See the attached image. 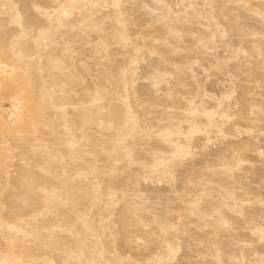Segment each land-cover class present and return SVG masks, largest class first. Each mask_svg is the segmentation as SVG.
<instances>
[{
    "label": "rangeland",
    "instance_id": "374dc122",
    "mask_svg": "<svg viewBox=\"0 0 264 264\" xmlns=\"http://www.w3.org/2000/svg\"><path fill=\"white\" fill-rule=\"evenodd\" d=\"M0 264H264V0H0Z\"/></svg>",
    "mask_w": 264,
    "mask_h": 264
}]
</instances>
